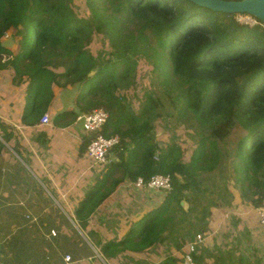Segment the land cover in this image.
Here are the masks:
<instances>
[{
    "label": "trees",
    "instance_id": "16d2710c",
    "mask_svg": "<svg viewBox=\"0 0 264 264\" xmlns=\"http://www.w3.org/2000/svg\"><path fill=\"white\" fill-rule=\"evenodd\" d=\"M85 1L88 19L75 15L73 0H0V180L30 196L24 206L38 221L25 217L23 230L47 264H65L66 255L68 264H181L185 254L194 264H236L231 243L184 247L209 230L211 209L232 206L231 181L242 202L257 208L264 200V22L249 26L188 0ZM9 37L12 46L2 47ZM139 82L150 92L137 95ZM168 108L189 115L198 137L187 162L176 143L155 141L154 123ZM95 109L107 114L101 134L118 136L111 150L118 163L92 171L87 187L67 191L57 180L54 189L32 164L35 154L45 163L36 150L49 141L41 116L58 128ZM119 170L132 183L167 175L171 191L124 235L105 236L95 211L123 181L113 177ZM21 207L5 218L24 217ZM236 225L223 217L219 230Z\"/></svg>",
    "mask_w": 264,
    "mask_h": 264
},
{
    "label": "crops",
    "instance_id": "0c3cea01",
    "mask_svg": "<svg viewBox=\"0 0 264 264\" xmlns=\"http://www.w3.org/2000/svg\"><path fill=\"white\" fill-rule=\"evenodd\" d=\"M41 126L47 130L49 141L43 146L44 139H41L36 146V150L45 161V163L42 162L40 157L35 154L32 164L37 173L43 177L45 176V179L52 184L54 189L59 187L57 180L67 191L72 190L77 184L84 187L89 186L92 171L97 173L99 170H97L98 167H91L87 155L79 156L80 147L86 136L81 130V125L75 121L69 126L58 128L50 127V123L47 126ZM111 161L118 163L112 156ZM123 175L119 170L114 173L113 177L122 178ZM37 183L44 187L40 181H37ZM66 194L60 193L62 201H66ZM162 195L164 196V193L136 188L125 174L123 181L117 186L115 192L104 201L99 210L95 211L96 216L99 218L96 226L98 232H104L105 236L107 232L112 231L124 235L131 224L162 203H159ZM23 199L29 200L30 196L21 195L19 191H9L4 180H0V264H47V258H42L44 253L41 256L39 255L40 251L37 248V242L34 241L35 238L31 239L28 236L26 231L29 229L23 230L24 227L29 225H25V217H36L33 212L26 210ZM15 204H18L19 207L23 205L21 210L24 211V214L22 211L24 217H21V219L15 217L14 221L13 219L7 220L5 216L19 215L15 210ZM37 221L38 217H36L35 223ZM74 228L78 235L84 237L77 226L74 225ZM44 229L45 226L37 225L36 230L39 231V239L42 237L46 239ZM38 256H40V261H38ZM88 263L96 264L92 261L85 264Z\"/></svg>",
    "mask_w": 264,
    "mask_h": 264
},
{
    "label": "rangeland",
    "instance_id": "374dc122",
    "mask_svg": "<svg viewBox=\"0 0 264 264\" xmlns=\"http://www.w3.org/2000/svg\"><path fill=\"white\" fill-rule=\"evenodd\" d=\"M71 8L77 17L88 19L89 13L87 11L85 0H73ZM234 17L238 21H245V18L239 15H235ZM145 74L146 72H144V75ZM143 84H140V82L137 84V90L135 91L137 95H143L145 92H150V89L145 84ZM155 88L156 89H154V91H157L158 88ZM60 97L64 100L66 97L65 93L63 92ZM133 100H135V98H133ZM138 100L140 99L135 100L136 104L143 103V100L142 102H138ZM181 109L182 108H180V111ZM166 111H168V114L165 115L162 120H157L154 123L155 141L158 143L159 147H162L170 142L176 143L183 151V161L187 162L192 154L193 149L196 147V141L198 139V137L195 136L194 132L189 127L192 121L190 120L189 115L177 114L176 111H173L169 108ZM229 185L234 197L232 206L223 209H211L212 214L209 218V230L204 233H197L196 235L200 234L204 237L202 241L203 245L207 246L210 251L213 250L212 248L214 245L218 246L222 243H231L227 245L226 249H232L231 261L235 262L236 264H239L238 261L241 254L244 255L245 259H247L244 264H256V261H260L258 264H264V229L259 227V224L257 223L252 212L253 207L245 202H242L238 192L233 188L232 181ZM163 198L164 196L162 195V199L159 203L162 202ZM223 217L224 219L232 218L234 221H236V228L233 229L231 226V230L225 229L223 232H220L219 225L221 224ZM96 223L98 224V222ZM227 231H230V234L228 237H225V235H227ZM245 233L247 234V238L242 237L245 235ZM103 234L105 233L103 232ZM236 238L239 241L236 240ZM169 251L171 255L175 252L172 247L169 248ZM162 259L163 258H159L156 260L155 264L160 262ZM147 260L148 259L145 258L141 261V264H147ZM213 262L214 260L212 259L205 260L206 264H212Z\"/></svg>",
    "mask_w": 264,
    "mask_h": 264
},
{
    "label": "built area",
    "instance_id": "2783aa9c",
    "mask_svg": "<svg viewBox=\"0 0 264 264\" xmlns=\"http://www.w3.org/2000/svg\"><path fill=\"white\" fill-rule=\"evenodd\" d=\"M245 21H239L240 23L247 24L249 26L258 25V20L248 16L242 15ZM107 121V114L102 109H95L89 114H83L76 117V122L81 125V130L88 136L89 143L86 147L87 158L90 161L91 167H102L103 165L111 162V150L119 143L118 136H111L105 138L101 132L102 128ZM50 119L48 114H43L39 120L40 125H49ZM155 159H157L155 157ZM134 186L139 189H146L154 192L167 193L171 191L170 177L167 175L156 174L152 176L146 183L141 178H138ZM252 212L255 216L259 227L264 229V200L257 208H252ZM30 216H26L29 218ZM32 221H35V217H30ZM49 236H55V231L51 230ZM203 236L196 235L193 242L188 243L184 248L191 252L196 246L203 244ZM205 240V239H204ZM63 261L65 264L70 263V257L64 256ZM182 264H194L191 257L188 254L183 255Z\"/></svg>",
    "mask_w": 264,
    "mask_h": 264
},
{
    "label": "water",
    "instance_id": "95a60500",
    "mask_svg": "<svg viewBox=\"0 0 264 264\" xmlns=\"http://www.w3.org/2000/svg\"><path fill=\"white\" fill-rule=\"evenodd\" d=\"M193 4L208 8L215 12L229 15H248L264 22V0H188ZM13 44L11 37L5 39L1 46L10 48ZM183 209L187 208L185 201L180 202Z\"/></svg>",
    "mask_w": 264,
    "mask_h": 264
}]
</instances>
